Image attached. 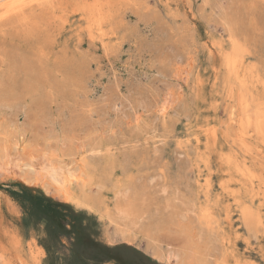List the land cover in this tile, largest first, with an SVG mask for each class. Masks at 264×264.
<instances>
[{"label":"rangeland","instance_id":"1","mask_svg":"<svg viewBox=\"0 0 264 264\" xmlns=\"http://www.w3.org/2000/svg\"><path fill=\"white\" fill-rule=\"evenodd\" d=\"M0 12V158L44 153L82 168L92 207L27 186L26 169L1 175L0 264H80L73 227L124 248L125 264H264V0H37ZM6 190L60 206L65 231L48 242Z\"/></svg>","mask_w":264,"mask_h":264},{"label":"bare ground","instance_id":"2","mask_svg":"<svg viewBox=\"0 0 264 264\" xmlns=\"http://www.w3.org/2000/svg\"><path fill=\"white\" fill-rule=\"evenodd\" d=\"M37 0H0V10H4V16L22 13L25 5L29 2ZM43 3V2H42ZM38 4V3H37ZM32 7V6H31ZM30 7V8H31ZM244 7V6H243ZM233 12V11H232ZM1 13V12H0ZM3 16V17H4ZM10 17V16H9ZM8 17V18H9ZM7 18V19H8ZM20 18V17H19ZM25 18V17H23ZM25 22V20H24ZM257 22V21H256ZM11 24V23H10ZM248 35V34H247ZM260 45V44H259ZM235 63V62H234ZM193 65V64H192ZM247 71V70H246ZM226 74V73H225ZM237 75V74H236ZM177 77V76H176ZM258 77V76H257ZM224 80V79H223ZM242 80V79H241ZM252 80V79H251ZM222 83V82H221ZM243 83V81H242ZM247 85V84H246ZM245 86V85H244ZM240 87V86H239ZM237 88V87H236ZM262 89V88H261ZM264 89V88H263ZM241 90V89H240ZM229 91V90H228ZM236 91V90H234ZM248 91V90H247ZM246 91V92H247ZM243 92V91H242ZM260 92V91H259ZM262 92V91H261ZM244 93V92H243ZM235 94V93H234ZM236 95V94H235ZM243 95V94H242ZM247 95V94H246ZM245 95V96H246ZM260 97L262 95H259ZM178 97V96H177ZM255 97V96H254ZM259 97V98H260ZM247 99V97H246ZM254 99V98H253ZM180 100V99H179ZM237 100V99H236ZM262 100V99H261ZM264 100V99H263ZM256 101V100H255ZM251 102V99H250ZM262 102V101H261ZM260 103H257L258 105ZM176 103V102H175ZM249 103V102H248ZM161 112L165 113L172 105L170 97L163 96L158 102ZM253 104V103H252ZM251 104V105H252ZM263 104V102H262ZM243 105V104H242ZM250 105V103H249ZM259 105V106H260ZM258 106V107H259ZM262 106V105H261ZM264 106V105H263ZM256 106H254L255 108ZM243 108V107H242ZM246 108V106H245ZM248 108V107H247ZM261 108V107H259ZM158 109V108H157ZM252 110V109H251ZM261 110V109H260ZM175 112V111H174ZM249 112V111H248ZM246 113V111H245ZM256 113V112H255ZM251 114V113H250ZM259 114V113H258ZM155 115V114H154ZM233 115V114H232ZM257 115V114H256ZM234 116V115H233ZM248 116V113H247ZM246 116V117H247ZM251 116V115H250ZM262 117V116H261ZM233 118V117H232ZM257 122V121H256ZM253 123V121H252ZM259 124V123H258ZM261 124V123H260ZM152 125V124H151ZM262 127V125H260ZM264 133V132H263ZM263 135L261 134L262 137ZM257 137V138H259ZM261 139V138H260ZM264 140V137L262 138ZM242 140V139H241ZM259 140V139H258ZM246 141V140H245ZM144 143V142H143ZM154 143V142H153ZM140 145V144H139ZM135 146V145H134ZM8 151V150H7ZM4 149L0 158V176L3 174L19 176L23 170L26 169V175L22 176V181L29 185L42 186L48 194L59 197L62 200H71L78 206H83L91 209L89 203V197L85 192L84 185L89 182L87 176L83 170L76 168L72 163L68 164L65 161L52 158L44 153H38V155H30L25 158V161L21 162L20 156L8 154ZM262 160V159H261ZM86 163V162H85ZM151 164V163H150ZM88 169V168H87ZM253 170V169H252ZM151 178V177H150ZM262 178V177H261ZM86 179L88 181H86ZM81 192V194L79 192ZM153 191V190H152ZM80 194V195H79ZM125 196V195H124ZM149 196V195H148ZM56 197V198H57ZM59 199V200H60ZM149 204V203H148ZM195 207V206H194ZM114 210L119 214H127L128 210L116 204ZM140 208V207H139ZM249 209V208H248ZM247 209V210H248ZM85 210V209H84ZM178 210V209H177ZM105 211V210H104ZM110 212V211H109ZM198 212V211H197ZM245 213V212H244ZM109 214V213H108ZM132 214V213H131ZM242 214V213H241ZM249 214H251L249 212ZM133 215V214H132ZM253 215V214H252ZM251 215V217H252ZM109 216V215H108ZM198 216V215H197ZM246 216V215H244ZM249 215H247L248 217ZM208 217V216H207ZM203 218V217H202ZM247 219V218H246ZM250 219V216H249ZM211 220V219H210ZM252 220V219H251ZM200 221V220H199ZM215 221V220H214ZM247 221V220H246ZM249 221V220H248ZM133 223V222H132ZM248 223V222H247ZM261 224V223H259ZM133 225V224H132ZM210 225V224H209ZM134 226V225H133ZM257 227V226H256ZM127 228V227H126ZM209 230V229H208ZM211 230V229H210ZM258 230V229H257ZM126 233V231H124ZM211 236V235H210ZM213 238V237H212ZM193 244V243H192ZM214 244V243H213ZM221 256V255H220Z\"/></svg>","mask_w":264,"mask_h":264},{"label":"trees","instance_id":"3","mask_svg":"<svg viewBox=\"0 0 264 264\" xmlns=\"http://www.w3.org/2000/svg\"><path fill=\"white\" fill-rule=\"evenodd\" d=\"M6 192H8L10 197H12L22 210H24L28 218L34 216L37 219H41L45 223L48 242L57 237L58 229L65 231L66 228L60 227L64 213L60 211V206L57 204L50 202L45 204L43 200L29 195L28 192L17 193L8 190H6ZM37 208L40 211V216H38L35 212ZM73 228L77 230L73 253L76 258L80 257V264H105L109 261H116L118 264H125V262L117 256V253L120 250H125L124 248L106 247L95 240L92 235L86 234L83 228ZM44 248L51 259L53 257V247L48 244L45 245Z\"/></svg>","mask_w":264,"mask_h":264}]
</instances>
